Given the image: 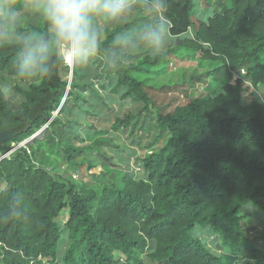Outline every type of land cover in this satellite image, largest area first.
<instances>
[{
    "label": "trees",
    "instance_id": "trees-1",
    "mask_svg": "<svg viewBox=\"0 0 264 264\" xmlns=\"http://www.w3.org/2000/svg\"><path fill=\"white\" fill-rule=\"evenodd\" d=\"M133 2L140 7L137 16L129 19L127 14L123 24L111 22L114 29L98 43L96 57L71 71V86L61 77L69 68L45 23L44 32L30 42L48 41L44 71L27 89L14 87L15 110L0 90V264H264V235L248 236L253 214H263L259 224L264 226V103L256 96L241 102L244 84L264 90V0H213L212 15L194 24V0H163L162 9L156 0ZM95 24L100 40L109 24L99 18ZM161 24L159 49L182 38L184 47L202 60L220 63L205 77L223 82L222 93L167 113L155 110L164 145L140 161V177L120 173L117 183L102 182L99 193L34 164L30 143H25L27 149L20 144L59 124L53 119L57 111L62 115L65 110L68 117L63 153L71 159L83 150L75 143H83L80 134L90 132L71 117L76 105L82 109L86 98L98 97L91 85H98L108 101L118 97L142 104L143 111L153 107L143 82L133 75L169 54H157L159 49L145 39L148 29ZM14 35L20 40L0 43V78L23 80V30L17 28ZM233 73L238 78L231 81ZM90 78L94 83L79 92L74 106L61 108L65 97L73 98L77 83ZM201 81L192 78L171 91L185 94L183 87ZM135 120L129 112L115 120L112 130L133 129ZM196 226L210 229L220 255L191 237Z\"/></svg>",
    "mask_w": 264,
    "mask_h": 264
},
{
    "label": "rangeland",
    "instance_id": "rangeland-1",
    "mask_svg": "<svg viewBox=\"0 0 264 264\" xmlns=\"http://www.w3.org/2000/svg\"><path fill=\"white\" fill-rule=\"evenodd\" d=\"M194 1L196 12L192 19L193 24L196 23V20L206 21L207 17L212 15L211 12L214 8L213 0ZM2 2L3 0H0V3ZM24 2L25 0L16 2L19 14L17 28L23 30L22 39L31 37L32 40L30 42H32L44 32L45 21L38 11L25 8ZM133 7L135 9H131L128 13L129 19L135 18L138 13L137 9L140 8L134 2L131 8ZM139 14L141 16H148L151 12L145 14L141 12ZM128 16L117 21L118 24L126 22ZM106 23L109 25L102 29L98 43L103 41L109 32L114 29L111 22ZM28 27L33 28L35 31H28ZM16 29L7 37L0 35V43L16 41L18 39L14 35ZM191 32L189 30L188 35ZM183 40L182 38H176L166 41L168 46H163L161 49L156 50L157 54L169 52L166 58L156 65H142V68L146 72L140 75H133L134 78L143 82L144 91L153 103V107L148 111H143L142 104H134L127 100L122 101L118 97H114L112 101H108L106 96L99 91L98 85H91V88L97 92L98 97L93 99L86 98L88 105L82 106V109L76 105V108H78L72 110L74 112L71 119L90 132V135L80 134L84 140L83 143H75L76 148L83 149L81 152L69 159L62 151L64 145L61 139L64 132L69 130L67 121L65 120V117L68 118L65 110L62 115L58 111L53 113V119L59 120V124L42 128L34 136L20 144V147L26 148L25 143L29 142L30 148H28V151L32 156L34 164L43 167L59 178L70 180L78 185L86 184L96 193L100 192L102 182L108 184L117 183L116 180L120 173L128 171L136 178L140 177L142 174L139 168L140 161L150 153L159 150L165 143L164 136L156 128L154 120L155 110H162L167 113L172 111L175 106L186 105L195 99L205 96L214 97L222 93L223 82L215 80L212 77H205L206 74L218 68L220 63L202 60L197 53L191 52L184 47ZM58 53L61 58H64V53L60 48ZM93 57H96V55H93ZM63 62L67 65L65 59H63ZM77 65L78 63L70 61L71 69L68 67L69 72L63 71L61 73L62 79L67 81L68 86L72 84L70 73ZM80 74L83 76V73ZM199 77L202 78V81L195 84L193 88L183 87L186 90L185 94L171 91L172 87L181 86L190 82L192 78ZM237 78L238 75L233 73L231 81ZM92 79L90 78L83 83L78 82V89L75 90L73 98L70 97L66 101L67 97H65L61 101L60 107H64V109L72 108L75 104V97L81 98L82 93L79 92L84 88H88L86 86H89L93 82ZM35 80L36 76H27L23 80H15L8 77L0 78V90L4 93L6 99L10 101L14 110L17 107L18 101L14 87L20 86L23 89H27L28 84L33 83ZM243 90L244 94L241 101L243 105L249 103L254 96L264 103V90L261 87L254 89L250 85L244 84ZM66 102H69V105ZM77 104H80V102ZM85 110L90 112V114L84 115ZM129 112L134 114L136 126L133 129H125L123 131L120 129L121 131L115 133L112 130L115 120L123 118ZM33 139H36V141L30 142ZM88 148H92L90 155H86L87 153L85 152ZM91 164L96 167L88 170L87 166ZM3 188L4 185L0 183V189ZM250 208L248 206L246 209ZM262 216V213L251 216L250 219L254 221L249 225L250 228H253L249 232V237L258 239L264 235V226L257 222ZM64 219L65 213L63 212L59 222L62 224ZM190 235L192 238L199 240L211 253L220 255L215 236L208 227L196 226L190 232ZM144 264L152 263L146 260Z\"/></svg>",
    "mask_w": 264,
    "mask_h": 264
},
{
    "label": "clouds",
    "instance_id": "clouds-1",
    "mask_svg": "<svg viewBox=\"0 0 264 264\" xmlns=\"http://www.w3.org/2000/svg\"><path fill=\"white\" fill-rule=\"evenodd\" d=\"M163 6V0H156L158 9ZM24 7L40 13L65 60L84 63L98 49L99 31L95 21L98 18L106 22L123 19L131 10L132 0H25ZM164 21L167 22L166 17ZM18 24L16 0H3L0 3V35H11ZM145 39L159 49L164 40V24L148 29ZM31 40L28 37L23 41L27 51L20 65V75L28 77L44 71L49 51L48 41L30 43Z\"/></svg>",
    "mask_w": 264,
    "mask_h": 264
},
{
    "label": "built area",
    "instance_id": "built-area-1",
    "mask_svg": "<svg viewBox=\"0 0 264 264\" xmlns=\"http://www.w3.org/2000/svg\"><path fill=\"white\" fill-rule=\"evenodd\" d=\"M63 59H65V58H63ZM66 62H67V67H70V69H71V66H70V61H67V60H65Z\"/></svg>",
    "mask_w": 264,
    "mask_h": 264
},
{
    "label": "crops",
    "instance_id": "crops-1",
    "mask_svg": "<svg viewBox=\"0 0 264 264\" xmlns=\"http://www.w3.org/2000/svg\"><path fill=\"white\" fill-rule=\"evenodd\" d=\"M252 221H254V220H252ZM257 222H259V221H257Z\"/></svg>",
    "mask_w": 264,
    "mask_h": 264
}]
</instances>
